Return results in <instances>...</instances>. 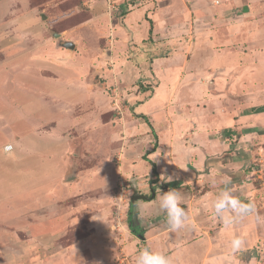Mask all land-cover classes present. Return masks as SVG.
Returning a JSON list of instances; mask_svg holds the SVG:
<instances>
[{
  "label": "rangeland",
  "instance_id": "obj_1",
  "mask_svg": "<svg viewBox=\"0 0 264 264\" xmlns=\"http://www.w3.org/2000/svg\"><path fill=\"white\" fill-rule=\"evenodd\" d=\"M224 188L255 210L225 225ZM144 247L264 264V0H0V264H135Z\"/></svg>",
  "mask_w": 264,
  "mask_h": 264
},
{
  "label": "clouds",
  "instance_id": "obj_2",
  "mask_svg": "<svg viewBox=\"0 0 264 264\" xmlns=\"http://www.w3.org/2000/svg\"><path fill=\"white\" fill-rule=\"evenodd\" d=\"M184 170H187L186 168ZM164 182H171L172 176H164ZM105 182V181H104ZM230 181H225L229 183ZM183 197L175 189L161 193L159 197L160 209L166 213L167 224L170 231H177L183 228L188 219L187 212L182 207ZM211 207L216 216L225 225L237 223L255 210L251 202L245 203L232 194L231 189L224 188L212 201ZM245 245L244 239L233 236L230 247L233 252L241 250ZM135 264H171L170 258L162 251L151 250L148 247L141 248L135 255Z\"/></svg>",
  "mask_w": 264,
  "mask_h": 264
},
{
  "label": "crops",
  "instance_id": "obj_3",
  "mask_svg": "<svg viewBox=\"0 0 264 264\" xmlns=\"http://www.w3.org/2000/svg\"><path fill=\"white\" fill-rule=\"evenodd\" d=\"M229 68L227 69V72H229ZM218 78H220V80H223V82H224V80H229L228 78V76L227 77H224V79L222 78V77H218ZM222 78V79H221ZM239 108H243L242 106H241V104L239 105ZM247 110V109H246ZM241 112V113H240ZM242 110H240L239 111V113H240V115H238V116H234L233 118L231 117V118H228V117H224L223 116V119H224V121H225V123H226V126L225 127H222V128H219L218 130H214L213 128L214 127H212V129L214 130V132L213 133H218L219 131H222L224 128H227L229 131L230 130H232L235 126H233L232 124H234V123H236L237 122V124H241V123H243V122H245V116H246V114L243 116V115H241L242 114ZM231 114V113H230ZM228 116V115H227ZM227 122H229L230 123V127H228V123ZM200 125H201V128L200 129H203L204 131H205V128L206 127H204V128H202L203 126H202V124L201 123H199ZM209 127H210V125H209ZM208 127V128H209ZM210 130V129H209ZM207 137V136H206ZM213 141V144H215L216 142L218 143L219 142V138L218 137H216V138H212V139H210V138H205V136H201V138H200V140H199V143L200 144H203V146L204 145H207L208 143H210V142H212ZM223 144H226V142H223ZM210 146H213L211 143H210ZM200 147V146H199ZM224 147V146H223ZM200 150H202L201 148H199ZM204 149V148H203ZM221 149V144L220 145H217L216 144V147H214L213 146V148H212V150H209L208 152H218L219 150ZM203 151H205V150H203ZM206 152H207V150H206ZM201 156L198 154L197 155V162L198 163H200L201 162ZM196 173H199V168L196 170ZM157 194V197H158V193H156ZM154 199V198H153Z\"/></svg>",
  "mask_w": 264,
  "mask_h": 264
},
{
  "label": "trees",
  "instance_id": "obj_4",
  "mask_svg": "<svg viewBox=\"0 0 264 264\" xmlns=\"http://www.w3.org/2000/svg\"><path fill=\"white\" fill-rule=\"evenodd\" d=\"M142 118L146 121V123L149 125V127L151 128V130L154 132V128L151 125V123L149 122V120L147 119V117L145 115H142ZM155 146V145H154ZM145 158V157H144ZM129 226L131 227V222L129 224Z\"/></svg>",
  "mask_w": 264,
  "mask_h": 264
},
{
  "label": "water",
  "instance_id": "obj_5",
  "mask_svg": "<svg viewBox=\"0 0 264 264\" xmlns=\"http://www.w3.org/2000/svg\"><path fill=\"white\" fill-rule=\"evenodd\" d=\"M59 35H60V33H57L55 36H59ZM67 47L72 48L73 45L68 43ZM72 175H73V173H71V175H68V176H67V179L71 178ZM138 197H139V196H138ZM135 198H136L135 196L132 197V201H133Z\"/></svg>",
  "mask_w": 264,
  "mask_h": 264
}]
</instances>
